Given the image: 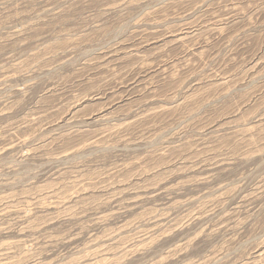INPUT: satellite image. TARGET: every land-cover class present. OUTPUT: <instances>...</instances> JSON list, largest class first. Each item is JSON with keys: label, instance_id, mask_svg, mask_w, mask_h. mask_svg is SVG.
I'll use <instances>...</instances> for the list:
<instances>
[{"label": "rangeland", "instance_id": "1", "mask_svg": "<svg viewBox=\"0 0 264 264\" xmlns=\"http://www.w3.org/2000/svg\"><path fill=\"white\" fill-rule=\"evenodd\" d=\"M0 264H264V0H0Z\"/></svg>", "mask_w": 264, "mask_h": 264}]
</instances>
